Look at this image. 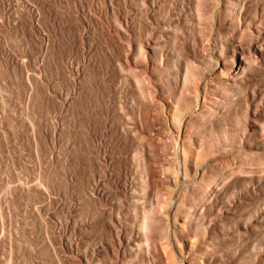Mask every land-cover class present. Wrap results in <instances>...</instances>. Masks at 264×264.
Returning <instances> with one entry per match:
<instances>
[{"label":"rangeland","instance_id":"rangeland-1","mask_svg":"<svg viewBox=\"0 0 264 264\" xmlns=\"http://www.w3.org/2000/svg\"><path fill=\"white\" fill-rule=\"evenodd\" d=\"M263 28L264 0H0V264H264Z\"/></svg>","mask_w":264,"mask_h":264},{"label":"bare ground","instance_id":"bare-ground-1","mask_svg":"<svg viewBox=\"0 0 264 264\" xmlns=\"http://www.w3.org/2000/svg\"><path fill=\"white\" fill-rule=\"evenodd\" d=\"M227 18V17H226ZM232 20V19H231ZM220 21V20H219ZM225 21V20H224ZM221 23V22H220ZM220 25V24H219ZM235 28V27H234ZM264 29V28H263ZM262 31H264V30H262ZM258 32V31H257ZM260 32V31H259ZM260 34V33H259ZM230 35V34H229ZM237 35V34H236ZM232 38V44H231V46H230V49H231V53H232V57H234V63H233V65H232V67L231 68H228V71H229V73L231 74V73H235V72H238L239 70H241L242 68H244L243 66L245 65V64H243V60H242V58H240L239 56H238V52H240V50H238V41L240 40V38H239V40L237 41L236 40V38H234V36L233 37H231ZM230 38V39H231ZM228 44V43H227ZM222 48H224V47H222ZM240 48H241V46H240ZM221 54V53H220ZM244 54V53H243ZM219 63L220 64H223V63H225V62H222V60L219 58V59H217V65H218V67H220V65H219ZM217 67V66H216ZM220 70H218V71H221L222 69L221 68H219ZM227 75H229V74H227ZM228 77V76H227ZM231 77V76H230ZM199 79V78H198ZM204 79V78H203ZM185 80V79H184ZM212 80V79H211ZM210 80V81H211ZM183 82H185V81H183ZM196 82H198V81H196ZM195 82V83H196ZM203 82H204V80L199 84H197V85H195L196 87V94H195V98L192 100V99H189V97L190 96H188V101H186V103H185V107L184 108H182V107H180L181 105H179V103H177V101H176V103L174 102V100L171 98V100L169 99V102L171 103V105H172V108L170 109V112L172 113V117H173V119H174V122L176 121V122H178V121H183L184 119H186L191 113H192V111H194L195 112V108H197V107H199V104L202 102V105H201V107L203 106V101H202V99H207V98H209V99H214V97H212L213 95H212V93H211V91H209V87L207 88V80H205V84H203ZM177 84H178V82H177ZM211 84V83H210ZM209 85V84H208ZM173 87V86H172ZM178 88V87H177ZM180 88V87H179ZM176 89V88H175ZM210 89H211V87H210ZM212 90V89H211ZM171 91V90H170ZM175 92V91H174ZM177 92H178V90H177ZM176 92V94L178 95V93ZM180 94V93H179ZM168 95V94H167ZM181 95V94H180ZM216 95H217V93H216ZM174 97H176V96H174ZM179 97V96H178ZM184 97V96H183ZM203 97V98H202ZM220 97V96H219ZM219 97H218V99H219ZM166 98H168V97H166ZM181 98V97H180ZM185 98V97H184ZM215 98H217V96L215 97ZM185 100H187V99H185ZM208 100V99H207ZM160 101V100H159ZM212 101V100H211ZM219 101V100H218ZM178 102H181V101H178ZM184 102V101H183ZM175 103V104H174ZM181 104V103H180ZM163 105V104H162ZM206 105V104H205ZM162 107V106H161ZM169 107V106H168ZM171 107V106H170ZM195 109V110H194ZM201 109V108H200ZM199 109V110H200ZM198 110V111H199ZM196 114V113H195ZM194 115V114H193ZM198 115V114H197ZM191 117V116H190ZM176 125V124H175ZM189 125V124H188ZM176 127V126H175ZM187 132V131H186ZM188 133V132H187ZM181 134V133H180ZM186 134V133H185ZM184 134V135H185ZM188 135V134H187ZM190 135V134H189ZM188 135V136H189ZM184 138V137H183ZM188 138V137H187ZM184 141H185V139H184ZM259 141V140H258ZM184 143V142H183ZM186 143V142H185ZM230 143V142H229ZM193 144H194V141H193ZM233 144V143H232ZM187 146H189V147H191V145H187V144H184L183 145V149L186 151L187 149H188V147ZM200 147V146H199ZM224 148V147H223ZM242 148V147H241ZM240 148V149H241ZM225 149V148H224ZM243 149V148H242ZM259 152V151H258ZM184 154H185V152H184ZM205 168V167H204ZM200 169H202V168H198V172L200 171ZM200 173V172H199ZM203 173H204V170H203ZM202 174V173H201ZM185 176V175H184ZM184 178V177H183ZM182 197V196H181ZM179 198V197H178ZM179 200H181V199H179ZM188 203H189V201H188ZM144 223V222H143ZM180 225V224H179ZM168 258H170V257H168ZM169 260V259H168ZM167 260V261H168Z\"/></svg>","mask_w":264,"mask_h":264}]
</instances>
